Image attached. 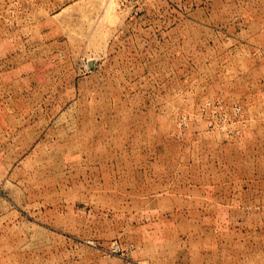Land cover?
<instances>
[{"label": "rangeland", "instance_id": "374dc122", "mask_svg": "<svg viewBox=\"0 0 264 264\" xmlns=\"http://www.w3.org/2000/svg\"><path fill=\"white\" fill-rule=\"evenodd\" d=\"M0 264H264V0H0Z\"/></svg>", "mask_w": 264, "mask_h": 264}, {"label": "crops", "instance_id": "0c3cea01", "mask_svg": "<svg viewBox=\"0 0 264 264\" xmlns=\"http://www.w3.org/2000/svg\"><path fill=\"white\" fill-rule=\"evenodd\" d=\"M42 27H43L42 25H39V26H38V28H40V29H42Z\"/></svg>", "mask_w": 264, "mask_h": 264}]
</instances>
